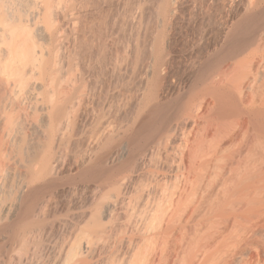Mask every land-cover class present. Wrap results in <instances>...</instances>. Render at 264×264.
I'll use <instances>...</instances> for the list:
<instances>
[{"label": "bare ground", "instance_id": "bare-ground-1", "mask_svg": "<svg viewBox=\"0 0 264 264\" xmlns=\"http://www.w3.org/2000/svg\"><path fill=\"white\" fill-rule=\"evenodd\" d=\"M85 1L0 0V264H264V0L223 1L170 98L143 24L200 2L103 1L101 63Z\"/></svg>", "mask_w": 264, "mask_h": 264}, {"label": "rangeland", "instance_id": "rangeland-1", "mask_svg": "<svg viewBox=\"0 0 264 264\" xmlns=\"http://www.w3.org/2000/svg\"><path fill=\"white\" fill-rule=\"evenodd\" d=\"M103 1L105 2V0H89L88 1L89 3L88 2L86 3V1H85L84 6H86V7L88 6V8L90 7L91 10L93 9V11L94 10L95 11L94 12L91 11V13H89V14L84 13L85 15L84 14L82 15V23L83 24L82 23L79 24L80 33L82 35H84L87 32H91V34H93V32H94L93 35H95V36H93V35L92 36L96 40V45H98V46L95 45L96 51L94 50L93 52L96 53L97 49H98V53H100L102 51L101 58L103 57V55H105V53L108 52L107 51L108 49L104 43L106 42L107 35L110 32L109 30H111L113 28V27L111 28V26H113V23H112V21H109V20L111 19L114 12H116L115 6H113L112 4L109 3L111 6L108 5L105 7L106 4L103 5L104 4ZM108 1H110V0H108ZM223 1L224 0H215L214 3H212V4H206V0H198V2H200L199 3V9L196 10V12L189 17L191 19L186 18L187 20L181 18V19H179V21L178 20L173 21V22H172V20L170 21V19L167 18L164 10H162L163 9L162 7H159L161 9L157 8V10L155 9L153 12L148 14V18H146L147 20H145L146 22L144 21V24H143L146 26V28H145V26H143L144 27L143 29L146 31V32L143 31L144 32L143 34L144 35L146 34V36L149 37V34L154 32V35L157 34L156 36L158 38L160 37L162 39V43H163V45H162L163 49H161L162 52L158 51L160 56H159V54L157 55L158 58L159 57L160 58L158 59L156 57L158 64L155 62V67L157 69L155 68L154 71H156V72L154 73L155 75H153V78H155L154 79L155 82H157L156 86L158 89L156 88L157 89L156 92H159L158 94H160L162 96V94L165 93L164 95L167 98L168 97L170 98L171 95L173 96V94L183 85L184 81L186 80V77L189 74L188 68H189V61H191L190 58H192L193 55L194 56L198 55L199 53H201L205 49V44H202V45H199V46H197L191 50V48L193 47L192 46L193 42L195 39H197V37H200V35L203 33V29L205 27H208V29L210 30L209 32L215 33L217 31V26H218L217 21L219 22V20H220L219 17L221 18L222 13H223V8H224ZM203 5L205 8L203 7ZM207 7H208L209 12H207L208 14L206 15V13H204L203 9H207ZM209 7H210V9H209ZM149 17H150V19H149ZM157 21L160 23H158ZM92 27H93V29H92ZM158 28H159V30H158ZM86 29H87V31H86ZM160 31H161V33H160ZM103 39H105V40H103ZM102 44H104V45H102ZM99 46H101V48L104 47L105 49L102 48V49H104V50H102ZM99 50H100V52H99ZM169 55L172 58L170 59L171 61L166 64L164 62L166 61L167 56H169ZM106 56H107V54H106ZM140 57H141V59H142V57L144 59V58H146V54H141ZM141 59L139 61V66H138L139 68H136V70L139 72L141 70L140 67H142L141 62H144V60H145V59L144 60L143 59L141 60ZM106 61H107V58H105V56H104V58L101 59V63H105ZM159 62H160V64H159ZM163 63L166 65H164ZM187 63H188V66H187ZM140 64H141V66H140ZM154 76H156V77H154ZM156 78H158L157 81H156ZM121 81H122V79H121ZM119 85L121 87L122 92L125 93L129 97V98H127V100L124 101V103H122V105H123V106L121 105L122 108L127 109L130 107L129 109H131V104H130V102H128V100L130 99L129 101H131V99H132L131 97H133L132 94L134 95V93H132V91L134 92L136 86L134 85V83H132L131 81H128V80L121 82V83L119 81ZM131 88H133V89L131 90ZM126 91H127V93H126ZM114 101H116V100L114 99ZM117 103L114 102V104H113L114 109H118L119 103L118 104ZM120 116H121L120 117L121 119L124 117L125 118L127 117L125 114H122ZM255 253L256 252L254 251L251 254L254 255ZM252 255L250 257L255 256L254 259L257 258L256 254L254 256H252Z\"/></svg>", "mask_w": 264, "mask_h": 264}]
</instances>
